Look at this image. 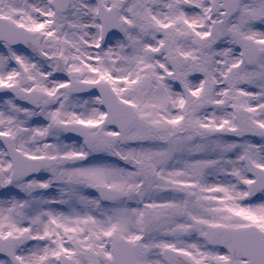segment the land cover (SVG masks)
<instances>
[{
	"label": "snow or ice",
	"instance_id": "1",
	"mask_svg": "<svg viewBox=\"0 0 264 264\" xmlns=\"http://www.w3.org/2000/svg\"><path fill=\"white\" fill-rule=\"evenodd\" d=\"M0 264H264V0H0Z\"/></svg>",
	"mask_w": 264,
	"mask_h": 264
}]
</instances>
